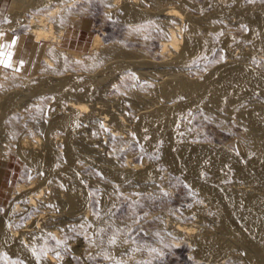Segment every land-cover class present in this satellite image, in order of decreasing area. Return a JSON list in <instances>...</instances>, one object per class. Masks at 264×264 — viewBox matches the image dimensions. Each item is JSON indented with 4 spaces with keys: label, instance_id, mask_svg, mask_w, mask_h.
<instances>
[{
    "label": "rangeland",
    "instance_id": "obj_1",
    "mask_svg": "<svg viewBox=\"0 0 264 264\" xmlns=\"http://www.w3.org/2000/svg\"><path fill=\"white\" fill-rule=\"evenodd\" d=\"M79 1L74 2V4L71 3L72 1H67L71 5L63 7L64 10L60 9L61 11L57 15L49 16L58 23V19L67 13L79 14L74 23L61 22L65 26L60 42H45L47 43L46 50H50L51 46L49 45H55L59 49L69 48L87 54L90 53L95 36L99 35L105 49L107 46V48L121 46V51L118 53L111 52V54L103 57L104 59L100 61V64L89 67L75 65L74 62L67 61V58L63 57L60 64L61 68L51 66V73L43 71V52L39 54V50H32V40L26 31L27 28L25 26L10 27L12 18L19 15L20 12H24L23 9L25 8L23 7L28 0H4L0 7V32H7L15 37L10 52L16 54L12 55L13 64L10 63V67L0 64V72L7 71L5 72L7 74L18 72L22 80L28 83H36L38 86L36 90L31 91L25 83L16 84V81L12 79L6 86L0 85V189L1 187L5 189L4 192L0 193V208L9 205L10 191L16 184L29 185L28 183L31 181L36 184L40 183L41 186L47 188L44 190L45 194L42 199H40L44 208L33 207L26 210L22 206L24 211L21 212L24 214L20 212L21 217L17 218V224H22L25 221L35 223L34 218H36V213L40 208L41 210L51 209L49 205L53 194H63L59 189H55L52 178L44 180L40 169L31 167L13 151L16 146L15 140L20 137L18 136L20 134L21 137L27 136L26 138L34 143L33 150L36 154H44L46 151L43 145L49 142L53 147L52 149L57 153H63L67 146L74 148L79 154V158L71 167L74 172H78L77 175L80 177L78 178L81 184L78 183L75 187L77 191L74 190L78 193L83 191L87 196L86 209L88 211L94 210L99 215L98 219H95L92 214L91 217L89 215L86 217L90 221H88L89 224L96 223L95 226L99 229L96 230V227H93L94 224L92 225L96 232L92 230V233L84 235L85 233L78 230L79 224L82 223L76 219H70L66 222L67 225H64L66 228L64 227L63 231L65 232H62L61 237L63 238L60 237L59 243L54 242L56 243L54 244L50 238H46V240L39 238L41 244L35 246V250L41 251L40 253L43 254L47 251L53 253L57 261L55 264H195L192 239H178V236L173 235L174 233L172 234L169 228L177 220L183 224L193 223L198 230L205 228L220 236V244H230L229 248L221 246L222 248L216 247L210 250L211 255L207 254L208 258H222L221 261H224L225 264H251L248 257L245 256H255V249L250 247L248 243L237 241L231 234L219 231L218 224L213 218L220 208L214 199L210 198L211 195L208 193V195H201L197 189L186 183L187 180L182 175L172 174L159 158L158 151L149 149L143 140L135 134L136 119L140 114L158 107H169L176 113L172 126L177 133L179 144L186 145L188 143L190 145L192 143V146L198 144L205 146L207 144L211 147H223L225 145V147L237 151L233 143L240 138L238 134L245 137L252 133L251 126L238 112L245 108L264 111V92L261 93L258 90L251 92L252 94L249 93L248 96L238 100L240 102H235L232 99L218 101L205 95L206 97H201L192 105H187L183 95H171L168 98L167 96L163 97L162 92L159 91L162 89L160 88L163 85L162 81L171 78L172 75L182 76L188 82H200L201 77L206 76L223 64L231 62L232 64H243L252 71L264 75V49H254L256 51L251 49L248 41L244 39L246 26L241 23L239 15L235 13L238 4L244 6L251 0H187L188 5H182L180 0H141L142 2L137 0V5L139 4L142 8H153L159 3L161 6H173L179 10L185 17L179 23L182 39L200 33L207 37L205 39H208L211 49L201 53L202 55L198 56L199 60L197 57L180 66L171 64V59L170 62L166 61L169 60L170 56L162 58V55L159 54L160 43L164 31L169 27L167 26L168 23L164 21L161 23L154 22L155 24L142 21L132 23L126 19L125 21L122 17L123 2H119L113 8L114 11L106 12L105 5L101 0ZM213 3L222 4L225 10L219 17L214 15L216 18L212 13ZM64 4L66 3L61 4V6ZM27 8L31 9L30 7ZM29 10L27 13L35 12V10ZM153 18L150 19L154 20ZM226 23H228L227 27L224 25ZM55 25L58 26L56 23ZM219 32L229 37L227 43H222L218 39ZM7 45L5 44L3 49L8 48ZM251 53L252 55H250ZM160 58L164 59L165 62ZM115 62H123L125 68H114ZM166 63H169V66ZM58 68L61 69V72L57 70ZM66 75L74 76V80L76 79L77 83L80 82L79 85L76 84L77 88H66L69 91L63 88L62 91L58 85L60 84L59 79ZM130 76L131 78H128ZM84 79L89 82L90 88L92 87L91 96L87 102L89 104L94 103L95 107L97 105L95 111L106 113L111 121H105L106 125L96 122L94 116L97 113L90 111L93 115L88 112L86 114L89 116L86 114V116L79 114L77 116L75 114L76 117L74 116V118L76 119L74 121H77L72 127L70 126L71 128L67 129L56 125L52 122L55 114L72 115V111L66 106L68 100H75L81 96L80 94L84 91L82 86L85 87V82H87ZM134 81L137 84H134ZM11 96L14 99L11 103L5 104L7 97ZM16 123L18 128L17 133H14L10 130V126L11 124L16 125ZM117 123H121L124 130L123 133L119 132L120 135L114 136L112 133H116L114 129H117ZM120 127L118 126V128ZM33 134L40 138V142L34 140ZM244 137L239 139L241 143L244 142ZM227 143L228 145L232 144L227 146ZM246 143L245 140L243 144L250 151L251 147ZM158 146L157 143L156 147ZM127 160L129 162L131 160L130 163L139 164L141 166L139 170H145L149 166L155 167L153 170L157 173L154 171L155 175L149 180L144 179L145 181L141 178L136 180L135 176H129V179L116 177L117 180L113 176L110 177L113 170L118 173V171L124 170L126 166L128 167ZM61 168L62 166H60ZM57 169L59 170V167ZM111 169L113 170L110 172ZM105 175H109V177ZM154 177L158 179L155 181ZM207 177L211 178L212 182L226 193L235 192L236 194L239 188L242 189V191L238 190L236 194L239 198H245L252 194L253 197L255 196L254 198L257 197L264 202V188L258 187L255 182H251L252 180L245 182V180L233 178L230 172L224 176H213L207 173ZM64 212H66L64 209L59 211L61 215H66ZM46 218L39 220L40 223H45ZM167 223L169 224L167 225ZM40 229L37 230L40 231ZM172 239L174 240L172 241ZM13 262L25 264L17 259L0 263L14 264ZM43 263L41 262V264Z\"/></svg>",
    "mask_w": 264,
    "mask_h": 264
},
{
    "label": "bare ground",
    "instance_id": "obj_2",
    "mask_svg": "<svg viewBox=\"0 0 264 264\" xmlns=\"http://www.w3.org/2000/svg\"><path fill=\"white\" fill-rule=\"evenodd\" d=\"M67 1H72L71 3L74 4V2L77 3V1L79 0H63V1L61 0H28V2H25V5L23 7L25 8L23 9L24 12L23 13L20 12V14L17 15L16 17L14 16L12 18L11 25L9 24L10 27L11 26H14V27L25 26L27 28L26 31L28 32L29 37L32 40L31 48L34 51L39 50L38 51L39 54L43 52V61H44L43 71L48 72V73L52 72L51 66L52 67L56 66V67L61 68L60 64L62 63L61 59L63 57H66L67 61L74 62L75 65L79 64V66L81 65L83 67L85 66L89 67L92 65L94 66L96 64H100L101 63L100 61L104 59L103 57L107 56L109 53L111 54V52H114V51L115 53L116 52L118 53L121 51V48H120L121 46L120 47L117 46L115 48L113 47L107 48L108 47L107 46L105 49V46L99 35L95 36L91 44L90 53H87V54H83L78 50L69 49V48L59 49L55 45H49L51 46V48L48 46L50 50H46L47 43L45 42H51V43L60 42V38L64 34V26H65L64 23H61V22L74 23V21L77 19V16L79 15L78 13H75V12L67 13L64 17H60L58 19V23L52 20V18H49V16L57 15V13H59V11H61L60 9H63V7H67L68 5H71V3L69 4L67 3ZM101 1L105 5L106 12H111L112 10L114 11L113 8L116 5H118L119 2L120 3L123 2L122 17H124V20L126 19L128 22L133 23L135 21H142L145 23H150V22L161 23L164 21L165 23H168L167 26L169 27L166 28L165 31L162 30L164 31V36L160 43L159 54L162 55L161 56L162 58L164 57L167 58L170 56L171 58L169 57V60L167 59L166 61L170 62V59H171V64L173 65L180 66L182 64H186L192 61L193 59L197 58L199 55H202L201 53L208 51L211 46L210 43L207 41L208 39H205L207 37H204L203 36L204 34L201 35V33L199 35L195 34V36L194 35L186 36L185 39H182L181 31H180L181 26H179V23H181L185 17L183 16L181 12H179V10H177L173 6H170V7H168L167 5H166L167 7L161 6L158 3L153 8L151 6H150L151 8H142L139 4L137 5L136 3L138 2L137 0H124V1L122 0H101ZM179 2L182 5H188L187 0H180ZM63 3H66V4H64V6L63 5L61 6V4ZM238 5L239 6L235 5L237 6V8H235L236 9L235 13L239 15L238 17L240 18L241 23L245 24L246 26L245 27L246 32L244 34V39L248 41L253 51H256L258 48L264 49V0H251L247 5H244V6H242L241 4H238ZM27 7H30L31 8L30 10L32 11L35 10V12L27 13V10H29ZM212 9H213V12H212L213 16L215 15L218 17L219 15L221 16L223 11H225L222 4H218V3H213ZM28 15L30 17H27ZM151 17L152 18L154 17L153 18L154 20H151L150 19ZM54 22L58 26H56ZM227 24L228 23L224 25L226 26ZM218 28H221V27H218ZM218 39L222 41L223 43V42L228 41L229 37H227V35H223L222 33H220V35L218 36ZM53 46L55 47L52 48ZM250 55H252V53ZM198 60H199V57H198ZM161 62L163 63V61ZM167 65L169 66V63ZM114 66H115L114 68H120V67L125 68V65L123 64V62L122 63L115 62ZM59 68L57 69L58 71L61 70V69L59 70ZM5 72L4 71L0 72V85L6 86V84L11 82V79H12L16 81V84L25 83L27 86H29V89L31 91L36 90L38 88L36 83H33V82L28 83L25 80H22V77L21 78L19 77L20 74L18 72H12L11 74H7ZM62 73H63V70H62ZM54 76L56 75L54 74ZM73 77L66 75L61 78L59 77L60 79L58 78L60 82V84L58 85L62 88V91H63V88H65L64 90H66V88H71V87L77 88V85H79L80 82L77 83V81H75L76 79L74 80L75 77L74 78ZM122 77L124 78V76ZM128 78H131V76ZM201 78L202 80L200 82H188L182 76L172 75L171 78H166V80L162 81V84H163V85L161 84L162 87L159 86L162 89L159 92H162L163 97H166V96L170 97L171 95H183L187 105H192L194 102H197V100H200L201 97L204 98L203 96L205 95L206 96L208 95L218 101L232 99L233 101L236 102L240 100L241 98H243L244 96L246 95L248 96L249 93L254 92L256 90H258V92H261V93L264 92V75H261L258 72L252 71L251 69L244 66L243 64H238V63L232 64V62L225 63L222 66L218 67L217 69L212 70L206 76L201 77ZM84 81H87V80L84 79ZM136 82L134 84L139 83V82L137 83ZM85 83H82L85 85V87L82 86V88H84V91L80 94L81 96L75 100H71V101L68 100V104L66 107L72 111V115L64 116L62 114L60 115L55 114V116H53L54 119L52 120V122H54L56 125H60L61 127L68 129L70 126L72 127V125H74L75 121H77V120L74 121V119H76L74 118L75 114L77 116L78 114L81 116V115H85L87 112L92 114L90 111L92 112L95 111V108H97V105L95 107V105H93L94 104L93 102H92L93 104L91 103L89 104L87 102V99L91 96L92 87L90 88L91 85L89 84L88 81ZM66 91H69V90H66ZM13 99L14 97L12 96L7 97L5 104L11 103ZM250 107H247V108H250ZM238 113L244 119H246V121L249 123L252 129L251 134H247L245 137L243 136L247 142L246 144L249 147H251L250 151H249V148H247L243 144L245 140L244 142L242 141L243 143L239 141L240 138H243L241 137L240 134H238L240 138L237 139V141L235 140V142L233 141L234 143L232 142L233 146L236 147L237 151L235 150L233 151L230 149V147H225V145L223 147H220V146L211 147V146H208L207 144L205 146L204 145L199 146L200 144L196 146H192L191 145L192 143L190 144L191 146L188 143L186 145L182 143L179 144V142L177 141V133L173 129V126H172L176 113L173 109L169 107H158L151 111H145L142 114H140L136 119V133L135 134H137L138 137L143 140V142L149 149H154L158 151L159 158L164 162V164L167 166V168L170 170L172 174H178L180 176L182 175L185 178V180H187L186 183H188L190 187L197 189L201 195L208 193L212 196L211 197L209 195L210 198L214 199L215 203L220 208L219 210L217 209L218 211L216 212L213 218L218 224L219 231L220 232L222 231L223 233L226 232L229 235L231 234V236H233L237 241H243L245 243H248L250 247L252 246L255 249L256 251L255 256H252V257L247 256V255L245 256V257H248L249 262L251 264H264V202H262L260 199H257V197L254 198L255 196L253 197L252 194L251 196L245 195L246 196L245 198L243 197L239 198L238 195H236L238 193V190L242 191V189H239V188L236 194L233 191H232L233 192L232 194L226 193L220 190L221 188H218V186H216L212 182L211 178L207 177V173L213 176L214 175L224 176V174L226 173L228 174L230 172L233 178L240 179L243 181L245 180V182H249L248 180H252L251 182H255L258 185V187L261 186L262 188H264V111L249 110L245 108V109L239 110ZM94 119L96 120V122L98 121L102 123L103 125H106L107 121H111L108 115L106 113L104 114V112L97 113V115L94 116ZM118 126L119 127L121 126V127L118 128ZM17 128H18L17 123L16 125L11 124L10 126V130L14 133H17ZM116 128L117 129H114L116 133H112L114 134V136H117L119 132H122L124 130L122 129L121 123H117ZM18 136L20 137H17V140H15L16 144L15 143L14 144L16 146L15 148H13V151L16 152L17 155L22 157L31 167L40 169L41 174L44 177V180L48 178H52L55 189L56 190L59 189L60 191L63 192V194L61 195L53 194L51 203L48 201L50 203L49 206L51 207V209L41 210V208H44V205L40 203V199H42L43 195L45 194L44 190L45 189L47 190V188L41 186L42 184L40 183L36 184L34 181H31L28 183L29 185L16 184L14 187H12L10 191L11 197L9 200V205L7 207L0 208V211H1L0 212V262L2 261L8 262V261H11V259H13L14 261V259H17L19 260V262H24L25 264H41V262L42 263L44 262L46 264H55L57 261L53 253H50L47 251L43 254V253H40L41 251L37 252V250H35V246H38L41 244L40 242L41 239L39 238L41 237V238H44L45 240L46 238H50L53 240V243L54 242L59 243V239L61 237L62 232H65L63 231L65 227L64 225H67L66 222L69 221L70 219H76L77 221L82 223V224L78 223L80 225L78 230L85 233L84 235H86L87 233L90 234V232L96 227L95 226L96 223H93L94 224L93 226L94 228H93L92 227L93 224L92 225L89 224L88 223L89 220H87L86 217L92 214V216L95 219H98L99 215L95 213L94 210H92L93 211L92 212L90 209L89 211L91 212H89L86 209L87 196L85 195V193H83V191L82 193L76 192L77 190L75 189V187H77L80 177L77 175L78 172L76 171L74 172L71 165L75 162V160H77V158H79L78 157L79 154L74 150V148H72L71 146H67V148L63 150V153L62 152L57 153L54 149H52L53 147L49 144L50 142L47 141L49 143H45L44 144L45 146L43 145L46 152H44V154L43 153L36 154L35 151L33 150L34 143L31 142L28 138H26L27 136L21 137L20 134H18ZM34 137H33L34 140L36 139L37 142L38 141L40 142L39 137H36V135H34ZM157 143L159 145L158 147H156ZM232 143H230L229 145L227 143L226 145L230 146ZM115 148H116V145H115ZM130 162L132 161L130 160ZM130 162L129 161L128 163L126 162L128 164V167L126 166L124 170L122 169L123 171L120 170V172L118 171V173L115 170L111 169L110 172L113 170L112 172L113 174L110 173L111 174L110 177L113 176L115 180H117L116 177L120 179H125V178L129 179L128 178L129 176H133V177L135 176L134 178H136V180H140V178L142 180L144 179L149 180L155 175L154 174L155 170H153L155 167L152 168L149 166V167H146L147 169L144 168L145 170H142L140 168L142 170L141 171L139 170V167H141L139 166V164L130 163ZM59 164L60 166H62L61 169H60ZM57 167H59V170L57 169ZM107 174H109V172ZM107 177H109V175ZM156 179L158 178H155V181ZM130 183H133V182L130 181ZM4 191L5 189L1 187L0 193ZM19 201L20 203H18ZM22 206H24L26 210L31 209L33 207L34 208L41 207L38 213H36V216H35L36 218H34L35 223H33L32 221H25L22 224H17V218L21 217L19 215L20 212L22 210L24 211ZM61 209L66 210V212H64L66 213V215L64 214L61 215L59 213ZM44 218H46L44 221L45 223L43 222L40 223L39 220L44 219ZM92 221H93V218H92ZM168 224L169 223H167V225ZM38 228H41L40 231L37 230ZM43 228L44 230H42ZM169 228L172 231V234L174 233L173 235L178 236V239H183V238L192 239L193 241L192 249H193V254H194L193 256L195 257V261H194L195 264H225L224 261H221L222 258L221 259H216V258L210 259V257L209 258L207 257V254H210L209 251L216 247L222 246L223 248H229L230 246V244H228L226 241H225L227 243L226 245L225 243L220 244L221 241H220V236L218 234L211 233L205 228L198 230V228L194 227L193 223L183 224L178 220L176 221V223L170 225ZM95 229L97 230L99 228L96 227ZM96 230H93V231L96 232ZM26 240L27 242H25ZM173 240L174 239H172V241ZM189 245H191V243H189ZM241 253L240 255H242ZM14 264H20V263L15 262Z\"/></svg>",
    "mask_w": 264,
    "mask_h": 264
},
{
    "label": "crops",
    "instance_id": "obj_3",
    "mask_svg": "<svg viewBox=\"0 0 264 264\" xmlns=\"http://www.w3.org/2000/svg\"><path fill=\"white\" fill-rule=\"evenodd\" d=\"M4 3V0H0V7L2 6V4ZM15 37L14 36H11L10 33H7V32H0V60H4V59H9V54L10 55V59H9V62L11 64H13V56L15 53L14 52H10V49L13 45V39ZM5 44H8L7 47L8 48H4V45ZM16 55V54H15ZM12 59V61H11Z\"/></svg>",
    "mask_w": 264,
    "mask_h": 264
},
{
    "label": "snow or ice",
    "instance_id": "obj_4",
    "mask_svg": "<svg viewBox=\"0 0 264 264\" xmlns=\"http://www.w3.org/2000/svg\"><path fill=\"white\" fill-rule=\"evenodd\" d=\"M10 55L11 54H9V59H10ZM9 59L0 60V64H3L5 67H10L11 65Z\"/></svg>",
    "mask_w": 264,
    "mask_h": 264
}]
</instances>
